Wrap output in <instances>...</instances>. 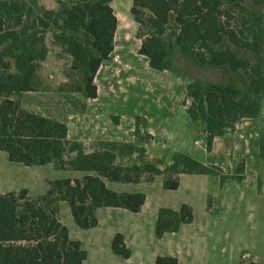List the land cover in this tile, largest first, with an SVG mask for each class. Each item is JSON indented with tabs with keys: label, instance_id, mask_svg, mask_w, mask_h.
<instances>
[{
	"label": "trees",
	"instance_id": "16d2710c",
	"mask_svg": "<svg viewBox=\"0 0 264 264\" xmlns=\"http://www.w3.org/2000/svg\"><path fill=\"white\" fill-rule=\"evenodd\" d=\"M113 0H68L57 11L39 13L27 0H0V150L12 162L27 166L53 163L59 170L84 171L81 179L63 178L50 182L49 191L37 198L28 189L0 192V264H83L88 252L78 240L70 237L69 228L59 219V204L69 203L75 222L83 229L98 226L96 210L100 207H121L139 212L146 195L141 192H117L106 181L138 183L143 176L152 180L164 174V187L179 188V177L171 173H213L223 183L227 176L222 168L208 166L183 153L174 155L169 168L160 169L145 159V149L130 143H107L87 153L83 143L68 137L65 123L30 112L18 97L23 92L38 90V69L47 54L44 35L37 29L52 24L58 31L54 37L73 57V68L83 73L82 82L74 91L95 98L98 88L94 78L114 50L118 18ZM235 5L243 0H227ZM264 8V0H253ZM225 0H134L131 9L140 23L142 14L151 16L154 28L142 38L140 53L149 58L157 70L179 74L169 56L164 39L169 16L175 14L178 25L176 43L201 66L243 71L247 88L232 84L195 80L187 83L188 107L192 121L205 125L208 150L216 136L224 135L243 118L258 117L264 95V66L253 62L239 50L260 56L264 46L262 17L242 28L230 25L232 17L223 9ZM223 18H225L223 20ZM259 24V25H257ZM227 38L233 48L217 49ZM200 45V49L196 46ZM237 48V50H236ZM145 122L137 118V134ZM264 158V137L261 141ZM139 155V161L119 163V157ZM239 170L242 168L239 167ZM194 220L193 208L182 204L179 209L162 207L156 224V235L178 232L183 224ZM113 251L128 259L132 251L125 236L117 233ZM157 264H179L176 257L159 256Z\"/></svg>",
	"mask_w": 264,
	"mask_h": 264
},
{
	"label": "crops",
	"instance_id": "0c3cea01",
	"mask_svg": "<svg viewBox=\"0 0 264 264\" xmlns=\"http://www.w3.org/2000/svg\"><path fill=\"white\" fill-rule=\"evenodd\" d=\"M115 14L118 26L114 50L94 78L97 97L49 88L23 92L40 93L41 100L29 103L22 97V107L65 123L69 139L83 143L87 153L112 142L136 144L145 149V159L162 170L163 164L172 166L176 153H183L205 165L222 168L227 178L222 183L220 176L213 173H171L180 180L176 190L164 187V174L155 175L152 180L143 176L138 183L106 181L117 192L144 193L146 200L139 212L121 207L98 208L99 224L90 229L81 228L69 203L61 201L59 219L69 228L70 237L80 241L88 252L83 264H157L159 256L176 257L179 264H244V254H250L252 262L264 264V95L259 116L243 118L227 133L216 136L209 151L205 125L192 121L187 112L184 101L191 98L187 96L185 80L169 70L153 68L149 58L140 53L142 41H132L130 29H120V15ZM124 16L130 26V19ZM115 55H119L118 62L112 61ZM138 117L145 122L139 134ZM146 134L151 138H146ZM0 160L6 167L37 176L40 172L33 168L54 167L49 163L23 169L19 162L10 161L3 150ZM57 170L67 173L60 179H81L87 174ZM56 179L38 178L32 185L16 188L1 182L0 192L26 188L36 198L46 194L50 182ZM182 204L193 208V222L183 224L178 232L157 237L159 210L179 209ZM228 225L230 230H226ZM117 233L124 234L132 251L128 259L112 249ZM226 240L231 243L229 249Z\"/></svg>",
	"mask_w": 264,
	"mask_h": 264
},
{
	"label": "rangeland",
	"instance_id": "374dc122",
	"mask_svg": "<svg viewBox=\"0 0 264 264\" xmlns=\"http://www.w3.org/2000/svg\"><path fill=\"white\" fill-rule=\"evenodd\" d=\"M67 1L68 0H27V2L39 13H44L46 10L57 12ZM133 3L134 0H113L111 5L113 6L115 13L118 12L120 15V29H130L132 41L139 42L140 40L142 41V38L150 36L154 28L151 24L150 15L142 14L140 17V23L135 20V16L131 12ZM223 9L229 11L232 15L229 19L231 26L239 29L242 28L244 22L253 23L256 21V18L262 17L261 24L257 25H259V28L264 30V8L257 6L253 0H243L235 5H231L227 0H225ZM124 15L130 19V26L126 23ZM224 19L225 18H223V20ZM37 29L40 31V35H44L45 43L48 48L46 58L41 61L39 65V82L37 92L45 91L49 88L67 92H79L74 91L73 89L77 84L79 85L82 82L83 73L80 69L73 68V57L68 52L67 48L55 40L54 35L58 31L57 27L52 24L48 29H45L43 26H39ZM177 31L178 25L175 22V14L172 12L169 16V23L167 24L164 39L169 49V56L173 59L175 69L179 73L176 74L181 76L185 80V83L195 80H203L207 82L232 84L246 90L247 80L243 71L234 73L223 67L199 65L177 45L175 40ZM215 47L217 49H223L226 47L233 48V45L230 44L227 38H225L221 44L216 45ZM198 48H201L200 45L196 46V49ZM238 52L242 56L247 55L253 62L262 63L264 66V46H262L260 56L246 50L238 49ZM40 95V93H22L16 98L21 100L23 97L25 101L31 103L32 100L35 102L37 100H41ZM184 102L189 107L192 103V99H190L189 102H186V100ZM145 136L146 138H151L148 137L147 134ZM131 159L133 161H139V155L137 154L134 158H130L128 156L123 158L120 156L118 162L126 164L130 162ZM7 161H9L8 158ZM20 166H22L23 169L24 167L25 169L28 168V166L21 163ZM162 166L164 169L169 168V166L164 164ZM37 167L38 168H31L38 169L40 172H37L39 176L32 175V172L28 173V171H19V168L6 167L0 160V183L4 182L9 188H16L23 186V184L32 185L38 178L60 179V177L66 176L67 174L66 172L58 171L54 168L55 166H47V168H39L40 166ZM230 228L231 227L228 225L226 230H230ZM225 245L227 249H229V247H231L230 241L226 240ZM243 262L244 264H259L258 261L252 262L250 259L244 258Z\"/></svg>",
	"mask_w": 264,
	"mask_h": 264
},
{
	"label": "built area",
	"instance_id": "2783aa9c",
	"mask_svg": "<svg viewBox=\"0 0 264 264\" xmlns=\"http://www.w3.org/2000/svg\"><path fill=\"white\" fill-rule=\"evenodd\" d=\"M112 61L114 62H118L119 61V55H115L113 58H112ZM230 130V129H229ZM243 258L244 259H251V255L250 254H244L243 255ZM253 261H256V259H253Z\"/></svg>",
	"mask_w": 264,
	"mask_h": 264
}]
</instances>
